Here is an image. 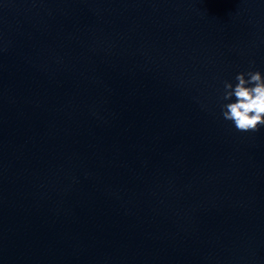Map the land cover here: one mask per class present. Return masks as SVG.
<instances>
[{
	"label": "water",
	"instance_id": "95a60500",
	"mask_svg": "<svg viewBox=\"0 0 264 264\" xmlns=\"http://www.w3.org/2000/svg\"><path fill=\"white\" fill-rule=\"evenodd\" d=\"M249 70L264 0H0V264H264Z\"/></svg>",
	"mask_w": 264,
	"mask_h": 264
},
{
	"label": "clouds",
	"instance_id": "9594fccd",
	"mask_svg": "<svg viewBox=\"0 0 264 264\" xmlns=\"http://www.w3.org/2000/svg\"><path fill=\"white\" fill-rule=\"evenodd\" d=\"M247 77V78H246ZM236 83L225 81L222 99L232 101L221 105L222 117L237 131L255 132L264 126V76L249 70L235 76Z\"/></svg>",
	"mask_w": 264,
	"mask_h": 264
}]
</instances>
